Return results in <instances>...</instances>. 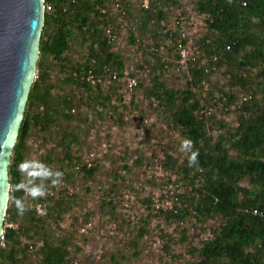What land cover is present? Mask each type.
Wrapping results in <instances>:
<instances>
[{"label": "trees", "instance_id": "obj_1", "mask_svg": "<svg viewBox=\"0 0 264 264\" xmlns=\"http://www.w3.org/2000/svg\"><path fill=\"white\" fill-rule=\"evenodd\" d=\"M45 5H51V8H46L44 13L37 78L32 83L8 167L10 190L4 221L21 220L18 229L4 226L6 245H0V264H5L7 259L15 258L16 261L15 251L21 238L32 241L20 249L27 259L32 257L28 251L33 252L37 243L41 251L40 264H79V257L72 256L69 251L72 237L63 236L55 243L46 230L53 215L61 216L70 210L74 195L70 185L75 172L89 178L97 171L96 160L88 166L87 161L73 150L81 139L80 133L71 127V122L86 121L79 112L73 113L81 102H85L82 94L76 99L75 88L87 92V107L96 110L94 102L102 106L100 111L97 110L102 116L103 108L107 107L105 101L110 100L108 95H104L106 88H114V84L127 88L130 79L137 81V87L142 86L136 67L133 64L128 69L122 53L114 49L117 41L111 40L104 29L116 23V15L129 14L128 8L121 4L125 11L121 15L122 10L120 13H101V7L109 5L107 0H45ZM196 9L198 13L206 14L207 32L196 41L186 39L190 56L196 54L194 59L181 61L176 34L170 27H162L168 42L161 46V51L157 42L149 46L144 44V52L152 58H146L145 64H139L140 69L171 68L177 75H184L186 85L183 89L168 87L159 75H154L147 95L152 98L155 110L178 127L184 139L191 144L188 156L180 163L177 157L166 153L160 165L164 174L158 182L159 200H144L149 208L145 219L138 217L139 222L145 221L138 227V236L149 234L145 225L152 215L165 216L177 226H185L189 220L196 219L205 231L209 220L220 217V225L208 227L211 236L201 238V245L196 248L197 258L186 264H264V216L252 211L264 208V0H198ZM144 10L148 13L142 20L143 27L155 19L158 24L166 20L165 11L153 7L150 0L149 7H144ZM130 35L131 41L135 42L132 31ZM79 42H86L88 50L82 55V60H74L72 44L79 45ZM47 56L61 66L64 77L60 85L50 80V68L45 64ZM149 59H156L158 65L152 68ZM222 65L228 66L230 83L228 90L219 89L221 94L216 97L209 78L212 71ZM63 85H70V91L66 94L54 91L55 86L62 89ZM246 95L251 97L244 100ZM238 98L240 104L236 105ZM218 104L226 112L238 115L234 123L221 122V126H228L224 132L212 135L213 109ZM34 127L41 132L42 142H50L49 152L44 156L45 167L63 173L57 185L44 181L46 195L38 198H33L29 189L41 183V179L36 176L25 186L21 172L30 150L29 140ZM193 158L196 163L190 165ZM141 161L142 157L136 160L137 164ZM146 166L153 168L149 162ZM123 168L127 170L130 167L125 164ZM116 177L122 179L118 173ZM246 178L249 186L241 184ZM188 180L193 185L200 183L191 189L189 196L182 190L183 183ZM111 186L108 194L101 197V206L107 207L110 216L118 219L116 205L120 186L113 182ZM21 200L27 206L23 214L16 206V202ZM127 201L121 202L125 205ZM167 201H172L171 206ZM157 202L162 203L158 208ZM31 203L41 204L43 211L37 210L36 213L30 209ZM122 220L134 224L136 218L133 215ZM117 226L119 229L120 225ZM183 228L182 233L185 234L187 230ZM165 238L151 242L152 245L158 242L167 253L171 237L167 235ZM137 244V241H128L122 248L131 245L135 248ZM152 245L148 243L149 248ZM75 252H82V248L76 247ZM134 254L139 255L140 252L135 250ZM100 255L104 256L103 253ZM121 257L127 262L125 255ZM110 260L112 264H126L114 253Z\"/></svg>", "mask_w": 264, "mask_h": 264}, {"label": "rangeland", "instance_id": "obj_2", "mask_svg": "<svg viewBox=\"0 0 264 264\" xmlns=\"http://www.w3.org/2000/svg\"><path fill=\"white\" fill-rule=\"evenodd\" d=\"M108 4L113 7L110 8L109 13L123 8L129 9V14L121 17L116 15L117 26V41L114 49L122 53L123 61L130 70L134 64L136 67V74L138 80L142 81V86H135L127 88L123 86L114 88H106L104 95L110 97L107 107L103 108L102 116L97 112L101 110V105L95 103V109L87 107L89 98L85 91L75 88L76 99L82 94V101L78 105V109L73 112L80 113V117L86 121L75 120L71 122V127L80 133L81 143L76 144L73 148L77 154L82 156V160L90 159L91 164L95 161L97 171L93 177H83L81 173L75 172L73 182L71 183V192L74 193L71 202V208L61 216L52 217L46 230L52 237L50 239L58 243L63 236L72 237V243L69 251L72 256L79 257V264H112L110 257L113 253L121 262L126 264H186V262L196 259V248L201 245V238L211 236L208 233V227L220 225L221 218L209 220L207 223V231L202 229V225L198 224L196 219L189 220L185 226H177L174 221L167 219L165 216L152 215L148 219L146 228L149 234L138 236L139 226L144 225L145 221L139 222L138 217L145 219L148 214V205L144 203L146 198H152L155 201L159 200L160 187L158 182L164 174L160 165L166 157V153L177 157L179 163L183 161L189 154L190 145L185 146L184 136L181 135L180 129L174 127L170 120L159 111H156L155 104L152 98L147 95L148 87H151V81L154 75H159L160 80L164 81L165 85L171 88L183 89L185 87L184 75H177L171 68L162 70L155 68L154 70H142L139 64H145L146 58H152L148 52L144 51L145 45L159 44V51L161 46L167 45V38L163 34L164 28L170 27L173 29L175 20L180 13L192 19L194 24L190 29L189 39L196 41L207 32V25L205 19L206 14L197 12L196 3L198 0H150L153 2V7L161 9L166 13V20L158 24L157 19L153 23H149L147 27L142 26V20L148 13L144 10V3L146 0H107ZM118 2V10L114 9V5ZM121 4L123 8H121ZM116 8V7H115ZM127 11V10H126ZM122 24V25H121ZM132 29V30H130ZM131 31L135 37V42L131 41ZM76 32V31H75ZM80 41V38L78 39ZM74 41V40H73ZM72 57L74 60H82V55L87 53V43L79 42L73 43ZM163 50V49H162ZM152 68L158 65L156 59H149ZM46 65L50 68V80L60 85L64 77L61 71V66L54 61L51 56L46 57ZM249 67H246L247 69ZM228 66L222 65L217 70L212 71L210 75V82L213 85L214 94L216 97L221 94L219 89L228 90L230 73L227 72ZM244 69V70H245ZM256 72V69H254ZM38 69H36L35 79L37 78ZM247 73V72H245ZM70 85L55 86L54 91L57 93H65L70 91ZM240 90L238 89V93ZM237 104H240L239 98ZM93 104V102L91 103ZM234 106H232L233 108ZM214 121L211 133L224 132L226 127L221 126V122L234 123L237 118L236 112H226L223 106L216 105L213 109ZM41 132L35 127L31 131V138L29 140L30 150L27 153L25 163L42 164L44 163L45 153L49 152L50 142H42ZM90 153L92 154L90 156ZM142 157L143 161L137 164L136 160ZM147 162L152 165L151 169L146 166ZM127 164L130 168L125 170L123 165ZM22 176L24 184L27 185L28 180H33L36 174L31 169L22 167ZM118 173L122 179L115 178ZM165 177V176H164ZM156 181V182H155ZM117 183L120 188L117 190V210L119 214L110 216L109 209L101 206L102 196H106L107 190L110 189L111 184ZM242 185L249 186L248 179L241 182ZM200 183L196 182L194 185L192 181H185L182 185V190L187 191L189 196L191 189L196 188ZM47 192V191H46ZM46 195V193H45ZM58 196V194H56ZM69 195H72L71 193ZM126 199H130L127 201ZM127 201L129 206L123 205L122 202ZM158 203V202H157ZM162 204V203H161ZM30 209L38 213L35 203L30 204ZM135 216L134 224H127L122 222L128 217ZM88 217V219H86ZM120 217H123L120 219ZM86 219V220H85ZM90 219V221H89ZM5 220L4 226H13L15 229L19 227V221ZM88 221L86 224H84ZM115 223V224H114ZM197 223V226H195ZM117 224L120 225V228ZM114 225L115 228H114ZM85 227L83 231L82 228ZM183 227L186 228V233L183 234ZM206 227V226H205ZM183 228V229H182ZM170 235L168 245L169 252H164L161 245L157 242L152 245L151 240L163 238ZM184 237V238H182ZM131 240V241H130ZM136 242L135 248L127 246L122 248L126 242ZM26 243H32L28 238H21L19 246L16 248V261L14 259H7L5 264H26L32 261L33 264L41 263L40 254L37 243L33 248V252L28 251L32 257H24V253L20 251L25 248ZM148 243L152 245L148 247ZM1 247L6 244L4 239L0 242ZM129 245V244H128ZM82 248V252H75L76 247ZM148 247V248H147ZM8 248V245H7ZM123 250V251H122ZM135 250L140 252L135 255ZM78 255H76V254ZM101 253L104 256L101 257ZM86 254L89 256L87 258ZM121 255H125L122 259ZM71 256V257H72Z\"/></svg>", "mask_w": 264, "mask_h": 264}, {"label": "water", "instance_id": "obj_3", "mask_svg": "<svg viewBox=\"0 0 264 264\" xmlns=\"http://www.w3.org/2000/svg\"><path fill=\"white\" fill-rule=\"evenodd\" d=\"M45 0H0V240L9 198V164L35 78Z\"/></svg>", "mask_w": 264, "mask_h": 264}, {"label": "built area", "instance_id": "obj_4", "mask_svg": "<svg viewBox=\"0 0 264 264\" xmlns=\"http://www.w3.org/2000/svg\"><path fill=\"white\" fill-rule=\"evenodd\" d=\"M243 3L245 4V2H243ZM143 6L145 8H148L149 7V0H146ZM45 7L47 9H50L51 5H46ZM110 8H113V7H111L110 5H108L107 7H101L100 11H101L102 14H107V13H109ZM117 8H119L118 2L114 5V9L118 10ZM154 11H156V9H154ZM124 14H125V11L122 10V14L121 15H124ZM121 17H123V16H121ZM175 18H176V20H175V23L173 25L172 32L176 34L177 48H178V51H179V55L181 56V61L184 62V61L189 60L190 58L194 59L196 57V54L194 56H192V57L190 56L189 49H188L187 42H186V39H188L189 36H190V29H191L192 25L194 24V21L192 19L184 16L182 13H180ZM104 29H105L106 35L111 40H115V38L117 36V26L109 24ZM227 48H229V46H227ZM115 77H116V74H114V78ZM136 84H137V81L135 79H130L128 81V86L130 88L135 87ZM250 97H251V95H246V96L243 97V99L244 100L245 99H249ZM91 155L92 154L90 153V156ZM91 160H92L91 157H90V159H86L88 166L92 165L91 164ZM166 203L169 206H171L172 201H167ZM125 205L127 206L128 204H125ZM160 206H161L160 203H156V207L157 208L160 207ZM36 208H37V210L39 212L43 211V208H42L41 204H38L36 206ZM252 211H253L254 214H258V215L264 216V208L263 209L255 208ZM82 230L84 231L85 227H83ZM3 239H4V233L2 234L0 241L2 242Z\"/></svg>", "mask_w": 264, "mask_h": 264}, {"label": "clouds", "instance_id": "obj_5", "mask_svg": "<svg viewBox=\"0 0 264 264\" xmlns=\"http://www.w3.org/2000/svg\"><path fill=\"white\" fill-rule=\"evenodd\" d=\"M46 6V5H45ZM46 9V7H45ZM190 141L185 142V146L187 147L190 145ZM190 165L195 164L196 160L193 158L190 160ZM25 169H31L35 172L36 176L41 179V183L34 184L30 189V194L33 198L43 197L46 193V184L44 181H49L52 185H57L61 182L63 173L59 171H52L48 168H46L42 164H31V163H25V165L22 166ZM17 209L20 214H23L25 211H27V206L24 201H17L16 202Z\"/></svg>", "mask_w": 264, "mask_h": 264}]
</instances>
